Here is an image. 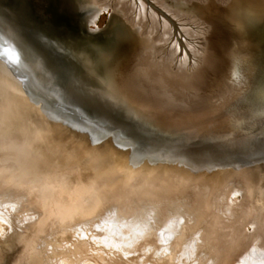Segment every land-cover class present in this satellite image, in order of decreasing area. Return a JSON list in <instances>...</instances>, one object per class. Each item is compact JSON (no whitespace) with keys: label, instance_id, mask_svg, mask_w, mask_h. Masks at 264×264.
I'll return each instance as SVG.
<instances>
[{"label":"water","instance_id":"water-1","mask_svg":"<svg viewBox=\"0 0 264 264\" xmlns=\"http://www.w3.org/2000/svg\"><path fill=\"white\" fill-rule=\"evenodd\" d=\"M196 3L183 10L208 27L207 45L178 67L114 13L88 27L104 8L96 0H0V161L12 140L23 149L13 161L31 164L41 113L56 111L90 146L110 137L132 168H227L226 181L264 159V0Z\"/></svg>","mask_w":264,"mask_h":264},{"label":"rangeland","instance_id":"rangeland-1","mask_svg":"<svg viewBox=\"0 0 264 264\" xmlns=\"http://www.w3.org/2000/svg\"><path fill=\"white\" fill-rule=\"evenodd\" d=\"M119 1L111 6L102 4L104 8L98 14L94 26L88 27L101 28L106 23L108 13L115 12L112 6L114 9L117 8L118 20L125 23L126 3L130 1L135 8L137 0H122L123 4ZM154 1L165 6L160 0ZM171 1L176 2L177 7L170 6L177 8L181 13L185 9L184 6L190 4L188 2H199V0ZM139 2L145 9H150L145 1ZM162 9L165 12L171 10ZM151 11L155 12L152 8ZM187 14L197 20V16L192 12ZM127 18L129 19L128 16ZM170 18L168 21L164 20L165 23L168 22L166 24V27H170H167L168 30L172 26ZM185 22L187 25L183 35L176 31L178 36L175 38L172 29L171 36L170 33L158 31L159 35L165 37L163 34H166L169 39L167 36L165 38L170 41L178 42L179 39L186 42L193 28L190 27V23L197 25L199 23L188 16ZM140 30L142 32V29ZM159 39L163 42L161 37ZM56 112H51L53 119L41 113L45 120L43 125L45 132L41 136L43 138L33 145V161L29 165L20 164L21 167L16 165L12 172L21 170L19 172L26 177H41L44 173L52 177L57 174L64 178L63 185L55 182L51 184L47 178H41L34 185L21 189L11 182H4L3 180L9 179V176L4 169H0V216L4 219L0 218V264H240L236 259L252 247L264 255V209L259 211L261 205L264 207V159L248 164L237 172L245 180V187L234 182H228L224 186L223 190H226V193H223L222 197L234 188L239 189L236 196L231 193L229 200L224 203L219 200L222 189L215 195L213 194L215 189L211 185L195 189V222L182 223L179 230L171 236L166 250L161 248L164 241L158 242L149 233L146 235L143 232L137 234L134 242L121 251L116 244L109 245L104 241L103 236L93 228L78 224L92 218L94 209L102 203L111 202L116 196L112 188L108 189L109 185L95 179L99 173L94 172L89 162L85 161L89 156H98V151L93 154L89 149L87 151L80 149L79 145L87 143L86 138L81 144L83 136L79 128L70 126ZM25 113L30 118L41 117L38 112H30L27 109ZM61 116L68 117L64 113H61ZM46 117L49 120L45 119ZM103 142H111L110 137L98 141L97 147ZM158 168L178 176L185 173L171 165H160ZM231 173L232 171L226 168L201 171L196 175L200 180L212 179V182L219 181L223 184L224 178ZM79 191L82 192L83 199L90 204L82 206L86 210L82 214L83 217L76 216L77 206L74 200L75 192ZM227 206L230 207V211L225 212ZM96 239L99 241L102 239L103 245Z\"/></svg>","mask_w":264,"mask_h":264},{"label":"bare ground","instance_id":"bare-ground-1","mask_svg":"<svg viewBox=\"0 0 264 264\" xmlns=\"http://www.w3.org/2000/svg\"><path fill=\"white\" fill-rule=\"evenodd\" d=\"M96 1L100 2L99 4L101 5L108 4L111 6L119 0ZM121 1L122 0L119 2L123 4ZM148 1L151 3L153 1L154 6L158 7L160 11H164L162 8L171 10H169V12L164 11V14L162 15L164 17H162L160 16L162 12L161 14L152 12L151 7L150 9H145V6L142 5L139 0L136 1L138 9L136 5V7L133 8L134 6L132 7L129 1V3H126L128 8L126 6L124 7L125 12L127 13L125 15L126 19L124 18L125 23L131 30L133 28H137L141 37L150 36V40L152 42L149 50H151L152 54H154V56L159 60L166 62L168 65L178 67H189L195 63L198 60L201 51H203L207 45V33H209L208 27L200 21H197L190 14H187L184 10L181 13L177 8H175L177 7L176 2H170V0H160V3L165 5L162 6L159 3L156 4L157 2L154 0ZM210 1L212 0H199L198 3H201V5H204V7L207 8ZM215 1L224 4L228 0ZM188 3L191 4L193 2ZM198 3L196 4L198 5ZM170 5H174L175 7ZM111 8L112 10H115L114 15H116L118 12L116 11L117 8L114 9L113 6ZM168 13L171 15L172 19ZM96 14L97 11L93 14V17H95ZM127 16L131 19L130 21ZM187 16L199 23V25L193 22L190 23V27L193 26V28L189 35L190 38L187 39L186 42L179 40L178 38V42L170 41L167 40L169 38L166 34L163 35L165 37L167 36V39L159 35V32H165L167 34L170 33L169 36H171L172 31H174L173 36H175V38L178 36L176 35L177 32L180 33V35H183L185 25H187L185 22V19L187 20ZM168 18L171 19H169V22L172 25V31L171 29H167V27H169H166L168 22L165 23L166 21H164L165 19L168 21ZM140 29H142V32ZM187 30L186 32H188ZM157 36L161 37L163 42ZM17 131L22 137L28 138L30 141L31 138L26 134L27 131H24L21 127H18ZM39 133L41 134L40 131ZM82 136L85 138L86 134L82 133ZM83 137L81 144L84 141ZM41 138L42 137L37 134V140L34 139V143ZM18 145L20 144L11 140L8 145L3 146V148H5L3 155L8 158V161H0V169H4L3 171L7 172L9 176V179L3 180L4 182H11L15 187L22 189L24 187L34 185L41 178H47L51 184H54L53 182H55L60 186L63 185V182L65 181L64 178L62 176H58L57 174L52 175V177L47 176L46 173L42 174L41 177H26L19 172L21 170H18L15 173L14 171L12 172L16 165L21 167L20 164L13 161V157L16 158L19 156L20 151H23V149H21ZM97 145L90 146L89 144L84 143L79 145V147L85 151L89 149L93 154H95V151H98L97 155L100 157H97L96 155L89 156L86 158L87 162H89L91 169L94 172L99 173V176L96 175L97 177H95V179L97 178L98 180H102L104 183L109 185L108 189L112 188L116 197L109 203L105 202L100 204L97 209H94L95 212L92 218L84 220L83 222H78V224L93 228L103 236L105 239H103L104 241L108 242L109 245L116 244L120 247L121 251H124L125 247L134 242V238L137 237V234L140 235V233L143 232L146 235L149 233V235H151V237L158 242L164 241L161 248L166 250L171 236L179 230V226L182 223L189 224L191 222V224H193V222H195V189L198 190L201 186L205 188L208 185H211L215 189V193H213L215 195L219 189L223 190V188H225L224 186L228 182L241 183L244 187L246 185L244 183L245 180L236 174H233V178H228L226 181L224 180L225 182L223 184H221L219 181L212 182V179L200 180L198 175L182 173L178 176L174 173L169 174L168 172L163 173L159 171L153 172L140 167L132 168L126 166V163L129 164L130 161L128 159H124V156L121 154L125 150L120 148V146L116 143L104 142L99 147H97ZM26 151V155H29L30 152L28 153V150ZM7 169H9V171ZM225 191L223 190L219 193V200H222L223 203L227 199L229 200L231 193L233 196H236L235 194L239 191V189L234 188L226 196L222 197V195H224L223 193H226ZM75 196L76 200H74V202L77 206L76 216L83 217L82 214H84L86 210L82 206L84 204L89 206L90 204L83 199L81 191L77 193L75 192ZM213 197L214 196H212V198ZM219 200H217V202H219ZM213 203L214 202L212 201V204ZM207 206L209 207V201ZM263 209L264 207L261 205L259 211H263ZM228 210L230 211L229 206H227V209L224 211L226 212ZM0 218L1 220L3 219L2 216H0ZM97 240L98 239H96V241ZM101 240H98V243L104 242ZM96 241L92 240V242ZM261 254L262 252H258L255 250V247H252L246 250L244 254L239 256L236 260L240 264H264V255Z\"/></svg>","mask_w":264,"mask_h":264},{"label":"flooded vegetation","instance_id":"flooded-vegetation-1","mask_svg":"<svg viewBox=\"0 0 264 264\" xmlns=\"http://www.w3.org/2000/svg\"><path fill=\"white\" fill-rule=\"evenodd\" d=\"M170 2H171V0H170Z\"/></svg>","mask_w":264,"mask_h":264}]
</instances>
